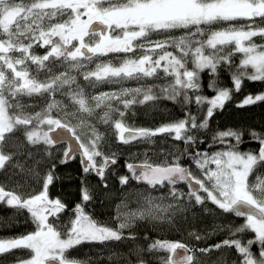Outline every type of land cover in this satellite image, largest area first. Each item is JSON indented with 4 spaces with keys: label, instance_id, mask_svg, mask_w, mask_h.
Instances as JSON below:
<instances>
[{
    "label": "snow or ice",
    "instance_id": "obj_1",
    "mask_svg": "<svg viewBox=\"0 0 264 264\" xmlns=\"http://www.w3.org/2000/svg\"><path fill=\"white\" fill-rule=\"evenodd\" d=\"M256 37L264 39V0H0V170L15 156L4 151L6 141L22 133L26 145L43 146L48 155L52 146L66 144L60 163L79 154L83 172L95 173L107 188L105 172L117 164V155L105 153L106 133L99 132L89 119L102 105L107 111L98 120L112 125L120 143H152L153 137L167 134L184 145L181 151L164 153L160 163L145 159L125 164L131 175L119 178L121 186L134 180L146 187L139 190L134 209L123 202L117 205L115 227L98 222L85 211L92 195L83 182L81 202L66 221L61 219L67 205L49 196V186L56 178L55 163L42 177L35 167L27 170L42 185L39 191L24 194L0 184V204L17 214L26 212V221L34 226L27 233L0 238V255L20 251L14 264H86L72 257L71 250L82 244L129 240L133 247L128 264H151L152 260L197 264L196 252L207 255L222 248L237 254L232 264H264V173L258 174L264 168V132L249 133L258 142V151H241L243 133L233 130L218 131L212 137L213 143L225 147L200 151L194 134L206 130L215 111L231 99L232 89L219 85L221 68L230 72L237 92L245 79L264 82V44H257ZM36 48L45 53L37 54ZM109 54H117L119 63L100 60ZM237 54H241L238 64L234 60ZM93 63L95 68H90ZM61 68L64 70L54 71ZM205 71L210 78L206 87L215 93L211 98L199 94L200 74ZM160 73L170 82L165 86L147 83L149 78H161ZM41 74L46 75L44 80L39 78ZM81 76L93 88L126 81L139 86L121 87L89 99L78 82ZM33 96L46 98V107L39 112L26 111L29 106L21 102L23 97ZM160 99L186 109L194 102L203 110L202 119L186 110L184 119L155 129H130L123 122L132 106ZM105 101L109 103L105 105ZM262 101L264 93L248 95L238 106ZM25 154L33 156L27 148ZM253 175L255 179L250 180ZM181 184L187 186L186 192L177 187ZM185 200L189 204L194 200L196 205L210 201L222 213L244 218V223L234 228L217 226L213 231H227L229 238L203 248L159 239L146 248L135 243L137 237L130 230L138 222L173 223L177 212L187 210ZM241 233L254 235L246 242L231 238ZM189 235L196 241L204 239L196 232Z\"/></svg>",
    "mask_w": 264,
    "mask_h": 264
},
{
    "label": "trees",
    "instance_id": "obj_2",
    "mask_svg": "<svg viewBox=\"0 0 264 264\" xmlns=\"http://www.w3.org/2000/svg\"><path fill=\"white\" fill-rule=\"evenodd\" d=\"M153 39H158V37L154 36ZM254 40L257 44H264V39L260 37H256ZM34 51L39 55L45 53V49L43 48H36ZM119 57L122 58L123 54H119ZM240 58L241 54H237L234 57L237 64ZM100 60H112L113 63H119L117 54H109L107 57H101ZM89 67L95 68V63L89 65ZM63 70L61 68L54 71ZM72 74L75 75L76 73L73 72ZM160 77L159 79L149 78L147 83L165 86L170 82V80L163 78L162 73H160ZM39 78L44 80L46 75L41 74ZM209 79L207 71L200 74L201 91L199 94L206 97L215 94L206 87ZM218 81L221 87L232 89L231 99L225 103L222 109L215 111L213 117L209 120V126L206 130L194 133L198 137L196 147L200 151L211 152L219 150L225 147V145L213 143V135L218 131L233 130L243 133V143L240 145L241 151L257 150L259 144L251 139L249 133L253 130L264 132V101L243 107L238 105L248 95L255 96L264 93V82H253L245 79L242 82L241 89L237 92L232 84L231 74L226 68H221L219 71ZM78 82L81 86L85 87L89 99L103 92L117 91L121 87L135 88L139 86L135 81H126L122 85L104 83L93 88L85 84L82 76L78 77ZM158 90L159 88L157 87L156 91ZM56 98L61 99L59 94H57ZM21 102L29 106L26 108L28 112H39L46 107L45 97H23ZM90 102L93 105L95 103L91 100ZM107 103L109 101H105V105ZM111 103L116 104L117 102L111 101ZM119 107L121 110H124L122 104ZM186 110L191 111L198 119H202L203 110L198 109L194 102L188 105L186 109L180 103L160 99L155 103L149 102L145 105L132 106L125 112L123 122L130 128L155 129L163 124L184 119ZM105 111H107V108L102 105L91 119L94 120L92 121L99 132L106 133L104 141L105 153L110 155L114 152L117 155V164L110 166L105 172L107 188L103 186L95 173L86 175L83 172L78 154L68 159L66 163H60L62 154L66 149V144L52 146L49 149L51 154L48 155L42 150L43 146L26 145L22 133H17L5 143L4 151L6 153H14L15 156L13 161L4 170H0V184L4 185L6 190H16L24 194L31 192L33 189L39 191L42 185L37 184V178L34 175L28 174L27 170L35 167L36 172L42 177L48 172L51 165L55 163L54 176L56 178L49 186V196L52 199L59 198L67 205V212L61 214V219L66 221L69 215H71V210L74 206L81 202L80 192L83 182L87 185L92 195V199L85 206V211L98 222L115 227L117 205L123 202L128 204L129 208L134 209L137 206V201L140 199L139 190L146 187L143 184L138 185L134 180L130 181L127 185L121 186L119 178L121 176L131 175L127 171L125 164L132 161L142 162L145 159H150L152 163H160L164 159V153L181 151L184 145L182 142L172 140L171 136L167 134L153 137L152 143H144L141 141H135L129 144L120 143L116 140L115 129L112 125H105L98 120V117L102 116ZM53 114L55 115L56 113ZM84 131H87V129ZM227 139L230 143H235L231 138ZM199 140H203L204 143H199ZM26 148L32 151L33 156L31 158L26 156ZM38 148L41 150L37 151ZM146 153L147 156L145 155ZM37 161H39L38 164L36 163ZM16 164H19L20 167L12 166ZM192 168L196 171L194 166ZM259 173H264V168L259 169ZM254 179L255 175L250 176V180ZM17 185L19 186L17 187ZM177 187L182 191H187L186 185L181 184L177 185ZM162 191L166 193L167 188ZM153 194L159 195L160 192H154ZM184 204L187 205V210L177 212L173 218V223L154 222L151 220L138 222L137 226L130 230L137 237L135 243L146 248L147 244L152 240L159 239L171 242H182L190 248H203L221 242L225 238H229L227 231L214 232L213 230L217 226L223 225L234 228L244 223V218L236 217L234 214H224L210 201H206L203 205H196L194 200L191 204L185 200ZM26 215V212L17 214L14 209L0 204V238L15 237L32 231L34 226L31 225L30 221H26ZM191 232L199 233L204 239L196 241L189 235ZM253 235L252 233H241L231 238L241 239L242 242H246ZM145 236H148L149 239L145 240ZM132 247L133 242L129 240L110 243L108 245L82 244L76 249L71 250L70 255L81 261H85L86 264H128L127 257ZM19 255H22V253L18 250H14L12 254L0 255V264L13 263L16 256ZM161 255L166 254L161 253ZM195 255L197 257V264H232V261L237 256L234 250L228 248L212 251L207 255L196 252ZM133 259L135 258L133 257ZM151 264H158V262L152 260Z\"/></svg>",
    "mask_w": 264,
    "mask_h": 264
},
{
    "label": "rangeland",
    "instance_id": "obj_3",
    "mask_svg": "<svg viewBox=\"0 0 264 264\" xmlns=\"http://www.w3.org/2000/svg\"><path fill=\"white\" fill-rule=\"evenodd\" d=\"M113 92V91H112ZM99 95V94H98ZM215 94H213V95H211V96H209L208 98H211V97H213ZM92 103V102H91ZM93 104V103H92ZM94 106V105H93ZM97 111H98V109H96L95 110V113H97ZM90 120H91V122L93 123V119H91V118H89ZM93 120V121H92ZM76 121L75 120H73V123H75ZM128 127V126H127ZM211 167H215L214 165H212ZM197 175H199V172L197 171ZM181 188V187H180ZM8 264H14V262L13 263H8Z\"/></svg>",
    "mask_w": 264,
    "mask_h": 264
},
{
    "label": "water",
    "instance_id": "obj_4",
    "mask_svg": "<svg viewBox=\"0 0 264 264\" xmlns=\"http://www.w3.org/2000/svg\"><path fill=\"white\" fill-rule=\"evenodd\" d=\"M99 27H103V26H99ZM130 128V127H129ZM130 129H139V128H130ZM53 135H55V134H53ZM132 142H135V141H132ZM131 142V143H132ZM66 148H67V145H66ZM259 148V147H258ZM257 151H258V149H257ZM79 155V154H78ZM79 158H80V156H79ZM80 160H81V158H80ZM129 163H134V164H138V163H141V162H136V161H132V162H129ZM185 244V243H184ZM187 245V244H186Z\"/></svg>",
    "mask_w": 264,
    "mask_h": 264
}]
</instances>
